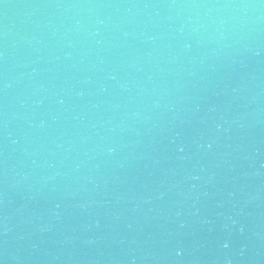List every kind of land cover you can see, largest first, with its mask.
Wrapping results in <instances>:
<instances>
[{
  "label": "water",
  "instance_id": "1",
  "mask_svg": "<svg viewBox=\"0 0 264 264\" xmlns=\"http://www.w3.org/2000/svg\"><path fill=\"white\" fill-rule=\"evenodd\" d=\"M0 264H264V0H0Z\"/></svg>",
  "mask_w": 264,
  "mask_h": 264
}]
</instances>
